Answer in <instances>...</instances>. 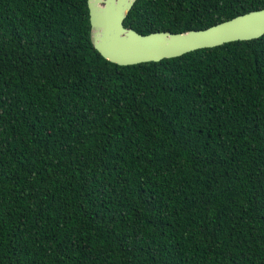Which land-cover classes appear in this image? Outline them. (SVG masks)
Returning a JSON list of instances; mask_svg holds the SVG:
<instances>
[{"label": "trees", "instance_id": "1", "mask_svg": "<svg viewBox=\"0 0 264 264\" xmlns=\"http://www.w3.org/2000/svg\"><path fill=\"white\" fill-rule=\"evenodd\" d=\"M264 0H136L139 34ZM0 264H264V35L120 66L87 0H0Z\"/></svg>", "mask_w": 264, "mask_h": 264}, {"label": "water", "instance_id": "2", "mask_svg": "<svg viewBox=\"0 0 264 264\" xmlns=\"http://www.w3.org/2000/svg\"><path fill=\"white\" fill-rule=\"evenodd\" d=\"M135 2L87 0L92 46L104 59L120 66L159 62L195 50L253 40L264 35V8L202 30L139 34L123 25Z\"/></svg>", "mask_w": 264, "mask_h": 264}]
</instances>
